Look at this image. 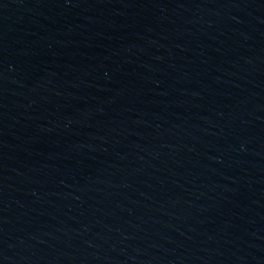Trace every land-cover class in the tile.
<instances>
[{
  "label": "water",
  "instance_id": "water-1",
  "mask_svg": "<svg viewBox=\"0 0 264 264\" xmlns=\"http://www.w3.org/2000/svg\"><path fill=\"white\" fill-rule=\"evenodd\" d=\"M0 264H264V0H0Z\"/></svg>",
  "mask_w": 264,
  "mask_h": 264
}]
</instances>
